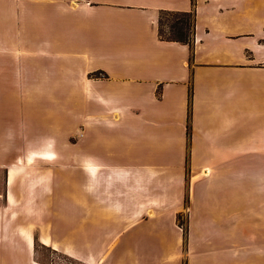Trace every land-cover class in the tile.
I'll return each mask as SVG.
<instances>
[{"label": "crops", "instance_id": "obj_1", "mask_svg": "<svg viewBox=\"0 0 264 264\" xmlns=\"http://www.w3.org/2000/svg\"><path fill=\"white\" fill-rule=\"evenodd\" d=\"M164 10L194 12L192 45L160 38ZM0 59L17 97L30 100V117L7 130L0 119V140L43 141L27 155L30 168L22 156L7 168L8 207L21 201L12 189L24 171L27 196L47 210L52 189L68 181L76 216L147 222L183 262L194 257V231L232 223L212 216L211 182L190 172L214 164L236 172L243 156L264 157V0H0ZM187 200L188 240L177 225ZM198 202L207 212L197 223ZM12 212V221L24 214ZM2 219L0 208L2 249L27 250L33 261L34 233L9 228L23 243L3 245ZM42 243L101 264L45 234Z\"/></svg>", "mask_w": 264, "mask_h": 264}, {"label": "rangeland", "instance_id": "obj_2", "mask_svg": "<svg viewBox=\"0 0 264 264\" xmlns=\"http://www.w3.org/2000/svg\"><path fill=\"white\" fill-rule=\"evenodd\" d=\"M162 20L164 33L168 35L167 25L172 21V17L164 16ZM1 60L0 119L1 128L7 130L10 125H16L18 120L26 117L28 108L23 104H28L30 100L21 96L17 97L15 89L11 88L10 71H7L9 62L4 60L1 62ZM23 63L28 64L27 61ZM56 95L58 96V93ZM36 98L50 103L52 98L54 100V97L44 96L43 98L42 95H37ZM41 111L40 107L38 109L40 116ZM27 114L30 117V113L27 112ZM42 142L37 139L19 138L17 140H0V208L3 209V219L1 220L4 225L3 245H6L7 240L8 243H23L15 237L17 235L15 232H11V236H6V233H10L9 228H19L20 231L22 229L31 230L34 233L36 244L33 253L31 252L34 256L32 261L29 251L2 249L0 240V264H81L74 258V255L56 250L52 246H45L42 243L43 234L58 243L60 247L72 248L84 258H93L96 261L101 258V264H226L225 260L231 261L229 264H264V157L243 156L242 169H237L236 172L233 170L224 172L223 165L218 164L210 166L208 176L203 174L204 167V169L199 168V170L190 172L196 176L197 180H210V187L207 190L213 196L215 195L212 199H216L215 202H211L212 216H218L219 223L227 220H231L227 222L232 223L226 229H217L215 226L216 230L209 231V234L199 231L200 229L194 231L195 233L193 232L192 235L196 242L195 251L192 252L194 257L190 256L183 262V258H176L173 245L162 246L160 233L149 231L146 228L147 222L135 223L129 227L128 225L132 221L126 218L101 216L98 219H91L88 215L76 216L74 185L68 181L66 184L52 189V195L49 198L51 204L47 210L42 203L33 202L35 198L32 195L27 196V172L24 171L23 176L12 189L14 194L21 196V201L13 207H8L4 199L7 168L16 163L19 156L24 158V167L30 168L29 166L27 168L26 164L28 163L27 155L30 154L31 149L41 148ZM37 159V163L43 161L41 158ZM229 162L227 161V164ZM68 171V177L73 179L72 167ZM221 180L222 182H220ZM232 181L240 183L236 189L232 188L233 184H229ZM224 183L227 187L224 186ZM35 184L36 191H40L41 183L35 182ZM31 186L33 187V185ZM220 186H223L225 190H221ZM201 190L198 189L197 192L199 199L202 196ZM36 200H41V197L38 196ZM197 204L196 222H204L203 218L199 217V213L203 216L207 212V208L205 209L202 202ZM191 206L190 201H185L183 211L177 216V225L187 240L191 219L188 212L191 210ZM12 211L24 214H19L17 220L12 221L9 220ZM44 211L46 213L39 217L38 215ZM28 212H34L37 216L32 218L31 215H27ZM240 213L242 214L241 221L237 219ZM225 217L228 219L224 220ZM208 222L211 224V221ZM162 235L167 238L174 236L169 231H164Z\"/></svg>", "mask_w": 264, "mask_h": 264}, {"label": "trees", "instance_id": "obj_3", "mask_svg": "<svg viewBox=\"0 0 264 264\" xmlns=\"http://www.w3.org/2000/svg\"><path fill=\"white\" fill-rule=\"evenodd\" d=\"M171 16L172 21L167 25L168 35L163 30V17ZM195 30L193 11L164 10L159 17V36L163 40L176 41L192 45Z\"/></svg>", "mask_w": 264, "mask_h": 264}, {"label": "bare ground", "instance_id": "obj_4", "mask_svg": "<svg viewBox=\"0 0 264 264\" xmlns=\"http://www.w3.org/2000/svg\"><path fill=\"white\" fill-rule=\"evenodd\" d=\"M204 174L207 175L209 173V169L205 168L204 170ZM11 175H12V172H11Z\"/></svg>", "mask_w": 264, "mask_h": 264}]
</instances>
